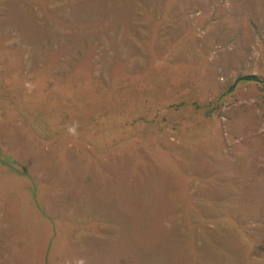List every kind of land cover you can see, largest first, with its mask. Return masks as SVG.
I'll list each match as a JSON object with an SVG mask.
<instances>
[{
  "label": "rangeland",
  "instance_id": "1",
  "mask_svg": "<svg viewBox=\"0 0 264 264\" xmlns=\"http://www.w3.org/2000/svg\"><path fill=\"white\" fill-rule=\"evenodd\" d=\"M104 1L0 0V264H264V0Z\"/></svg>",
  "mask_w": 264,
  "mask_h": 264
},
{
  "label": "trees",
  "instance_id": "2",
  "mask_svg": "<svg viewBox=\"0 0 264 264\" xmlns=\"http://www.w3.org/2000/svg\"><path fill=\"white\" fill-rule=\"evenodd\" d=\"M76 1H78V4L80 5H82L83 7H86L87 8V5L86 4H89V2L91 1V0H75V2ZM118 2H123V1H125V0H117ZM105 1L104 0H99V3L98 4H100V5H102L101 3H104ZM101 7V6H100ZM100 7H98L99 8V11H102V10H104L103 8H100ZM116 7H114L113 9H111V10H109V12L111 13V15L113 14V13H115V11H118V8H116ZM109 9V8H108ZM85 10H87V12H89V10H91V8H88V9H85ZM106 18H108V14H107V16H105V18H103V19H106ZM107 20V19H106ZM257 83V84H263V82H262V80L258 77V76H256V75H254V74H246V75H242V76H239V77H237L236 79H235V81H234V83L230 86V88L228 89V91L229 92H231V91H233L234 89H236L239 85H241V84H243V83ZM100 107L101 108V110L104 108H102V106H100V104H97V107ZM59 125V124H58ZM77 127H81V126H77ZM1 154V153H0ZM0 157H2V160H0L1 162H5V163H9L8 162V160H12V162L14 163V164H16V161H14L13 159H12V157L11 156H5V155H0ZM9 169H12V168H9Z\"/></svg>",
  "mask_w": 264,
  "mask_h": 264
}]
</instances>
